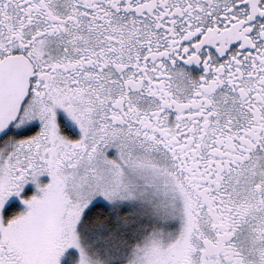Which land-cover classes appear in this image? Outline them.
<instances>
[{"label":"snow or ice","instance_id":"snow-or-ice-1","mask_svg":"<svg viewBox=\"0 0 264 264\" xmlns=\"http://www.w3.org/2000/svg\"><path fill=\"white\" fill-rule=\"evenodd\" d=\"M0 264H264V0H0Z\"/></svg>","mask_w":264,"mask_h":264}]
</instances>
